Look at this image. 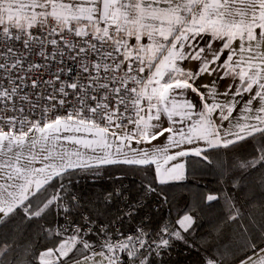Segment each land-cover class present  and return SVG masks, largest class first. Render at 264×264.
<instances>
[{"label": "snow or ice", "instance_id": "6c2138e0", "mask_svg": "<svg viewBox=\"0 0 264 264\" xmlns=\"http://www.w3.org/2000/svg\"><path fill=\"white\" fill-rule=\"evenodd\" d=\"M204 75L217 79L196 87ZM165 134L164 145L152 144ZM250 141V158L210 152ZM190 155L216 167L225 185L201 198L220 211L199 236L195 209L178 207L155 230L149 217L131 234L110 232L112 220L92 228L129 197L116 188L85 202L70 191L82 172L144 171V195L115 217L123 226L150 195L170 205L155 185L187 180L178 158ZM242 181L264 194V0H0V229L13 220L31 226L53 207L68 225L39 223L47 243L38 250L0 233V264H121V254L126 264H167L178 245L195 250V264H264V201L253 192L241 203ZM93 232L97 246L85 238Z\"/></svg>", "mask_w": 264, "mask_h": 264}, {"label": "trees", "instance_id": "16d2710c", "mask_svg": "<svg viewBox=\"0 0 264 264\" xmlns=\"http://www.w3.org/2000/svg\"><path fill=\"white\" fill-rule=\"evenodd\" d=\"M251 141L245 145H238L234 149L225 152L224 150L212 149L210 152L213 153L214 159H223L225 161H232L235 157L250 158L251 154ZM185 166L187 172V180L182 182H172L166 185H155L158 190H164L169 195L170 205H162L159 198L153 194L141 201L142 207L136 210L134 217L129 220L125 218L123 226L120 225L119 221L115 220V217L121 213V210H127V207L131 204H135L136 201L144 195L142 192V184L146 179L151 177L147 176L144 171H136L129 166H108L106 170L102 171L99 177H93L91 174L82 172L78 177L75 178V182L70 188V191L81 196L82 200L87 202L89 198H94L96 193L104 191H112L116 188H122L125 196L129 197L128 205H125L122 199H116L109 206V214L107 216H101L98 218L97 223L93 224V228L98 229V224H105L107 221H114L110 227V232H115L119 229L124 234H131L135 228L140 225V222L145 217H149L150 220L146 221V228L155 230L164 218L170 217L175 219L177 215V207L183 211H189L195 209L193 212L197 216L198 224L203 222L204 227L199 229L197 235L203 234L207 230L208 219L214 218L220 211V205L213 203L212 207H208L201 202V198L208 193L217 194L219 193L224 184L221 183V176L219 170L214 166H209L203 163L199 158L195 156H188L185 159ZM153 175H154V167ZM247 181H242L241 186L244 189L243 192L239 193L240 202L242 203L246 195L255 193L257 201H264V194L257 188H249L246 185ZM229 190L231 191L230 182L228 184ZM239 191V190H237ZM87 208H91L92 205L86 204ZM257 219H259V210L256 211ZM93 219L97 217L93 216ZM58 222V223H57ZM76 222L80 223V218L76 217ZM43 223L45 226L58 227L60 224H65L63 214L58 209L53 207L50 215H45L42 221H34L31 226L19 224L18 220H13L9 224L5 225L3 229H0V233L7 232L10 240H15L25 248L31 244L32 249L42 248L47 241L43 240L38 236L39 228L38 224ZM19 226L21 231L13 232L15 226ZM66 227L68 225L65 224ZM118 226V228H116ZM22 233V234H21ZM118 235V234H117ZM100 234L93 232L88 234L85 238L97 246ZM259 243V241H257ZM23 255H26L28 259H31V251L29 253H23V249L16 250ZM12 252L8 254L7 258H11ZM237 255H244L243 252L237 253ZM125 258L124 254H121V258ZM163 259L167 264H195L198 259L195 254V250H188L182 245H178L171 249L170 252L164 255ZM231 260V257H229Z\"/></svg>", "mask_w": 264, "mask_h": 264}, {"label": "crops", "instance_id": "0c3cea01", "mask_svg": "<svg viewBox=\"0 0 264 264\" xmlns=\"http://www.w3.org/2000/svg\"><path fill=\"white\" fill-rule=\"evenodd\" d=\"M133 42H134V41H133ZM216 46L219 47L218 44H217ZM237 46H238V42H237ZM225 55H227V53H225ZM184 67H185V68H195L196 65H195L194 63H185V64H184ZM214 79H217V77H215V76H211V77H210V76L204 75V76H202L199 80L196 81V87L199 88L201 84H203V83H205V82H211V81L214 80ZM230 82H231V79H230V78L227 79V80H225L224 82H222V83L220 84L219 91H220V92H223V91L225 90V86H226L228 83H230ZM200 90H201L202 92L205 91V89H203V88H201ZM233 91H234V89H233ZM186 98L189 99V100H191V101H193V102L196 104V108H197V109L200 108L199 98H198L194 93H192L191 91H188V92H187V96H186ZM249 98H250V97H249L247 94H244L242 100H241L239 97H237V100L239 101V104H238V106L236 107V109H235L234 112H233V116H234V117H235L236 115L239 114L240 107L243 105V101H245V100H247V99H249ZM229 99H231V96H230V95H229V96H218V97H217V100H218L219 102H221V103H225V102H227ZM209 102H211V101H209ZM255 106H257V105L254 104V107H255ZM162 119H163V127H168L169 124H168V121H167L166 117H164V118H162ZM175 119H179V118L176 117ZM227 126H228V125H227V122H225L224 127H227ZM129 130H130V131L132 130V126L129 127ZM166 136H167V134H165L164 137H160V138H158L157 140L152 141V144H155V145H158V146H162V145H164L165 140H166ZM140 146H141V147H150V145H148V144H142V145H140ZM171 151H175V149H172ZM185 159H186V157L178 158V162H183V163H185ZM170 163H172V162H170ZM153 167H155V166L153 165Z\"/></svg>", "mask_w": 264, "mask_h": 264}, {"label": "built area", "instance_id": "2783aa9c", "mask_svg": "<svg viewBox=\"0 0 264 264\" xmlns=\"http://www.w3.org/2000/svg\"><path fill=\"white\" fill-rule=\"evenodd\" d=\"M130 127V126H129ZM100 225H102V224H98V228H99V226ZM90 227H92L93 228V225H89ZM116 228H118V226H116ZM115 238V237H114ZM101 240V236L99 237V241ZM121 264H126V261H125V258L123 257V258H121Z\"/></svg>", "mask_w": 264, "mask_h": 264}, {"label": "rangeland", "instance_id": "374dc122", "mask_svg": "<svg viewBox=\"0 0 264 264\" xmlns=\"http://www.w3.org/2000/svg\"><path fill=\"white\" fill-rule=\"evenodd\" d=\"M130 131V130H129ZM132 146L133 147H137V145L135 144V142L133 141V143H132ZM71 147V146H70ZM38 166V165H37Z\"/></svg>", "mask_w": 264, "mask_h": 264}]
</instances>
